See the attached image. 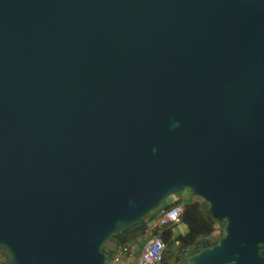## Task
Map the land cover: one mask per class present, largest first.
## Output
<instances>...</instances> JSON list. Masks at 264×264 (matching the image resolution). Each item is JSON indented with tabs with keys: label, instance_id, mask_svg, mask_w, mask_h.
<instances>
[{
	"label": "water",
	"instance_id": "95a60500",
	"mask_svg": "<svg viewBox=\"0 0 264 264\" xmlns=\"http://www.w3.org/2000/svg\"><path fill=\"white\" fill-rule=\"evenodd\" d=\"M188 190L189 264H264V0H0V252L105 264Z\"/></svg>",
	"mask_w": 264,
	"mask_h": 264
},
{
	"label": "trees",
	"instance_id": "16d2710c",
	"mask_svg": "<svg viewBox=\"0 0 264 264\" xmlns=\"http://www.w3.org/2000/svg\"><path fill=\"white\" fill-rule=\"evenodd\" d=\"M189 194L190 192L186 190ZM183 192L170 196L167 200L163 201L159 208L148 216L143 218L138 223L123 229L122 231L116 233L110 239L103 244L101 248V252L105 258V264L112 259L113 251H106V245L108 243H114L116 246L126 245L131 241L137 240L145 234V230L148 225L155 220L157 213L162 209H168L172 206L179 205L182 207V214L179 223L186 226V233H174L173 229L176 225L171 227H166L163 229L161 233V238L167 245V247L176 246L178 251H180L179 255H177V259L182 260V264H189L188 259L197 255L200 252L211 249L216 246L220 240L224 237L225 234V222L218 223L214 221L208 212V204H206L201 199L195 198L190 194V198L185 200H176L174 202L171 199L175 196L182 195ZM178 223V224H179ZM218 226L221 230V236L213 240L212 236ZM186 250H190L188 254V258L183 257V252ZM1 254H5L0 252ZM259 254L264 257V247L259 246ZM6 255V254H5ZM6 263L9 264V258L6 255ZM161 264H168L166 261V253L164 260Z\"/></svg>",
	"mask_w": 264,
	"mask_h": 264
},
{
	"label": "built area",
	"instance_id": "2783aa9c",
	"mask_svg": "<svg viewBox=\"0 0 264 264\" xmlns=\"http://www.w3.org/2000/svg\"><path fill=\"white\" fill-rule=\"evenodd\" d=\"M182 214V207L172 206L168 209L160 210L154 221H152L145 230V236L148 237L140 251V254L134 264H161L164 260L167 245L161 238V233L166 227L177 225ZM130 254L127 245L118 246L116 254L108 264H119L121 259ZM6 257L0 254V264H7Z\"/></svg>",
	"mask_w": 264,
	"mask_h": 264
},
{
	"label": "crops",
	"instance_id": "0c3cea01",
	"mask_svg": "<svg viewBox=\"0 0 264 264\" xmlns=\"http://www.w3.org/2000/svg\"><path fill=\"white\" fill-rule=\"evenodd\" d=\"M188 198H190V195L188 193L185 194V192H183L182 195L173 197L171 201L174 202L176 200H180V199L185 200ZM144 236L145 235H143L142 238L140 237L137 240L131 241L128 244H126L128 248L130 249V254L128 256L123 257L119 264H134L135 263L143 247V244L145 243L144 239L147 236L145 237ZM117 247L118 246L114 245V243H108L106 245V251H113V256H114L116 254Z\"/></svg>",
	"mask_w": 264,
	"mask_h": 264
},
{
	"label": "rangeland",
	"instance_id": "374dc122",
	"mask_svg": "<svg viewBox=\"0 0 264 264\" xmlns=\"http://www.w3.org/2000/svg\"><path fill=\"white\" fill-rule=\"evenodd\" d=\"M184 192H185V194L188 193L187 191H184ZM173 231H174V233H183L184 234V233H186L187 229L183 224L179 223L174 227ZM221 233L222 232H221L220 228L218 226H216V229H215L213 236H212L213 240L215 241L216 238H219L221 236ZM147 239H148V237H145L144 242H146ZM189 252H190V250H186L185 252H183L182 255L185 259H186V257L188 258ZM179 253H180V251H178V248L175 245L172 247H167V250H166V261H167V263L168 264H182L181 263L182 260L177 259V255H179Z\"/></svg>",
	"mask_w": 264,
	"mask_h": 264
},
{
	"label": "flooded vegetation",
	"instance_id": "af4514ba",
	"mask_svg": "<svg viewBox=\"0 0 264 264\" xmlns=\"http://www.w3.org/2000/svg\"><path fill=\"white\" fill-rule=\"evenodd\" d=\"M1 254V253H0ZM3 256H6L5 254H2Z\"/></svg>",
	"mask_w": 264,
	"mask_h": 264
}]
</instances>
